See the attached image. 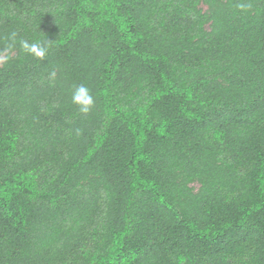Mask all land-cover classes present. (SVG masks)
I'll list each match as a JSON object with an SVG mask.
<instances>
[{"label": "trees", "instance_id": "obj_1", "mask_svg": "<svg viewBox=\"0 0 264 264\" xmlns=\"http://www.w3.org/2000/svg\"><path fill=\"white\" fill-rule=\"evenodd\" d=\"M0 264H264V0H0Z\"/></svg>", "mask_w": 264, "mask_h": 264}]
</instances>
